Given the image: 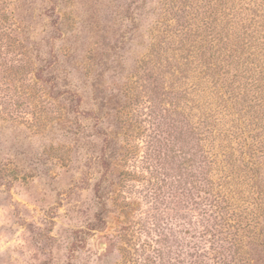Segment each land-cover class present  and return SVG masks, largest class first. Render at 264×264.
Segmentation results:
<instances>
[{"label": "rangeland", "instance_id": "374dc122", "mask_svg": "<svg viewBox=\"0 0 264 264\" xmlns=\"http://www.w3.org/2000/svg\"><path fill=\"white\" fill-rule=\"evenodd\" d=\"M195 261L264 264V0H0V264Z\"/></svg>", "mask_w": 264, "mask_h": 264}, {"label": "trees", "instance_id": "16d2710c", "mask_svg": "<svg viewBox=\"0 0 264 264\" xmlns=\"http://www.w3.org/2000/svg\"><path fill=\"white\" fill-rule=\"evenodd\" d=\"M198 155L199 154H196L194 159L188 160L191 165L187 166V170L183 167L184 164L177 166V250H179L178 248H181L182 246L189 247L182 235L190 234V231L185 228V223L183 221L184 219H182V216L178 213V210H191L187 209L189 205V208L193 207V209H197L196 213L199 216V220L196 221V223H193V225L188 223L187 225H192L191 230H193L194 234L197 235V238L201 240L206 235V233H210L209 230H213L214 227L224 229L227 226V220H230L228 216L221 211L223 208L220 207L216 199L204 198L202 201H200L199 197H195V194L200 192L203 189V186L206 184V180L203 175L205 160L202 154H200L199 158H197ZM195 199H197L198 202H196ZM232 202L234 206H239V203H236L237 201ZM198 241L200 242V240ZM199 242L192 243L191 249H199ZM220 248L221 247H219V249ZM196 257L206 259L205 256L201 254L196 255ZM190 264L203 263L200 261H195L193 263L190 262ZM221 264L224 263L221 261Z\"/></svg>", "mask_w": 264, "mask_h": 264}]
</instances>
